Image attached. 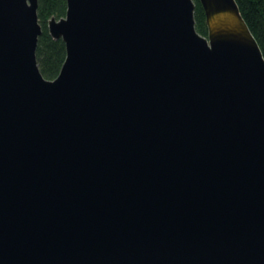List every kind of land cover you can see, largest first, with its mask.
<instances>
[{
  "label": "water",
  "instance_id": "95a60500",
  "mask_svg": "<svg viewBox=\"0 0 264 264\" xmlns=\"http://www.w3.org/2000/svg\"><path fill=\"white\" fill-rule=\"evenodd\" d=\"M0 0V264H264V57L235 0Z\"/></svg>",
  "mask_w": 264,
  "mask_h": 264
},
{
  "label": "trees",
  "instance_id": "16d2710c",
  "mask_svg": "<svg viewBox=\"0 0 264 264\" xmlns=\"http://www.w3.org/2000/svg\"><path fill=\"white\" fill-rule=\"evenodd\" d=\"M195 3L194 19L196 30L206 36L207 24L204 10L199 0ZM239 11L254 36L264 57V0H235ZM37 18L41 26L36 46V61L41 74L47 79H54L65 58V45L61 39H53L47 30L51 17L59 19L65 15L66 0H37Z\"/></svg>",
  "mask_w": 264,
  "mask_h": 264
}]
</instances>
